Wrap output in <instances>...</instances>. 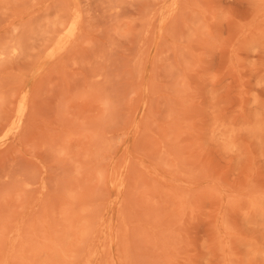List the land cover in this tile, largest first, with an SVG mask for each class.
I'll return each mask as SVG.
<instances>
[{
    "label": "rangeland",
    "instance_id": "374dc122",
    "mask_svg": "<svg viewBox=\"0 0 264 264\" xmlns=\"http://www.w3.org/2000/svg\"><path fill=\"white\" fill-rule=\"evenodd\" d=\"M0 264H264V0H0Z\"/></svg>",
    "mask_w": 264,
    "mask_h": 264
}]
</instances>
